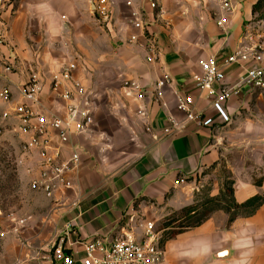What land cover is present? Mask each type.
Here are the masks:
<instances>
[{
	"label": "crops",
	"instance_id": "1",
	"mask_svg": "<svg viewBox=\"0 0 264 264\" xmlns=\"http://www.w3.org/2000/svg\"><path fill=\"white\" fill-rule=\"evenodd\" d=\"M116 1L115 22L108 28L97 21L91 0H16L0 19L5 34L0 91L11 94L9 100L0 99L4 113L23 102L21 89L37 73L41 92L35 108L62 114L64 101L51 81L70 62L78 66L77 81L91 92L94 123L72 140L82 147L80 170L71 176L73 189L53 203L51 217L63 219L57 236L65 238L76 258L85 254L84 241L116 237L132 214L141 237L140 223L157 225L201 194L218 196L220 168L234 181L235 203L264 196V89L241 88L225 102L231 118L226 122L213 107V97H200L194 79L202 73V60L233 54L251 30L259 35L264 68V26L253 21L258 0H233L229 13L212 0H158L168 12L163 18L148 0ZM133 10L151 23L161 52L157 63L148 60L142 37L128 43L139 32L132 25ZM223 14L225 28L217 23ZM164 71L173 82L159 98L157 83ZM224 72L217 87L235 85L244 67L231 64ZM125 80L139 86L142 99L138 90L124 87ZM65 88L71 85L64 83ZM179 94L192 95L199 112L213 123L188 120L178 109ZM169 116L183 128L168 132ZM19 139L22 144L20 134ZM70 154L67 147L63 158ZM18 162L30 184L35 173L27 170L34 161L21 146ZM234 214L231 219V213L215 210L201 225L163 239L160 264H264V203L242 206Z\"/></svg>",
	"mask_w": 264,
	"mask_h": 264
},
{
	"label": "built area",
	"instance_id": "2",
	"mask_svg": "<svg viewBox=\"0 0 264 264\" xmlns=\"http://www.w3.org/2000/svg\"><path fill=\"white\" fill-rule=\"evenodd\" d=\"M16 0H0V19L6 8L12 6ZM93 12L97 21L104 27H110L115 22L114 8L116 0H91ZM150 7L157 11L159 18L167 15V10L158 0H148ZM219 3L225 13L235 9L233 0H212ZM132 6V2H127ZM132 25L139 32L131 35L128 43H138L142 37L144 48L151 62L161 60V52L157 37L150 31L151 23L138 11H132ZM227 16L223 14L217 21L218 25L225 28ZM259 35L254 31H248L237 50L219 60L210 56L201 61L202 73L194 77L198 84L200 97H213V107L221 118L230 122V115L225 109V102L237 95L241 88L264 89V68L260 65L263 60V47L256 38ZM5 34L0 33V49L4 45ZM248 42V44L246 43ZM247 63L251 65L247 66ZM254 63V64H252ZM238 64L244 67V73L238 82L232 86H220L225 80L224 68ZM78 69L76 62L65 65L61 71L52 76V90L64 101L62 114L45 113L35 108L39 103L41 85L37 73H31L29 81L22 87L23 102L15 106L12 111L4 113L5 118H13L16 121L18 133L23 136L21 152L24 156L33 158V166L28 168L31 178V189L43 192L47 197L60 201L73 189L71 176L80 170L82 147L72 144L75 136L87 132L94 123L91 92L79 83L75 77ZM173 79L166 71L157 83L158 96L162 97L161 89L172 84ZM64 83H69L71 88L62 89ZM124 87L130 90H138L137 97L142 99L144 93L139 86L125 80ZM8 90L0 91V98L10 99ZM178 109L185 114L188 120L196 121L203 125H211L213 119L203 117L196 106L192 95L177 96ZM170 132L172 129H181L183 125L173 116L168 117ZM67 147H71L68 159L63 158ZM186 182L185 179L180 180ZM14 231L20 232L27 219L14 216ZM135 215L129 217L128 223L122 228L121 233L110 239L109 237H93L84 241L85 254L76 258L70 247L66 245L65 238L61 237L56 245L53 264H160L163 258L162 231L156 229L154 221L140 223L143 234L138 237L135 233ZM72 224L69 225V227ZM9 234L6 229L2 212L0 211V241Z\"/></svg>",
	"mask_w": 264,
	"mask_h": 264
},
{
	"label": "rangeland",
	"instance_id": "3",
	"mask_svg": "<svg viewBox=\"0 0 264 264\" xmlns=\"http://www.w3.org/2000/svg\"><path fill=\"white\" fill-rule=\"evenodd\" d=\"M253 21H259L264 26V4L254 14ZM3 113L0 105V211L9 231L8 236L0 241V264H53L54 251L60 239L57 235L63 228V219L59 222L51 219L53 203L59 201L31 189L24 179L18 162L21 140L16 121L5 118ZM219 176L222 184L221 193L217 196L219 202H208L210 196L207 193L201 194L193 203L200 206V212L195 219L210 216L219 207L232 206L231 189L234 181L229 178L226 168H220ZM12 215L27 219L18 233L14 231ZM191 222L193 221H184L185 224ZM156 229H163L162 222L156 225ZM167 231L162 230L163 239Z\"/></svg>",
	"mask_w": 264,
	"mask_h": 264
},
{
	"label": "trees",
	"instance_id": "4",
	"mask_svg": "<svg viewBox=\"0 0 264 264\" xmlns=\"http://www.w3.org/2000/svg\"><path fill=\"white\" fill-rule=\"evenodd\" d=\"M264 4V0H258L257 3L253 7V15L257 12H259ZM233 189H231V192ZM234 192V191H233ZM233 195V194H232ZM263 196L257 195L251 199H249L246 203L239 205L235 203L234 199L232 201V206L229 207H219L216 210H224L228 213H231L230 218H234L235 214L232 213V211H236L242 206H253L258 207L261 204L264 203ZM208 202H219V198L216 197H209ZM200 212V206L197 204H192L188 206L182 207L180 210L172 211L167 217H165L161 222L163 224V229L168 230L167 233H165V239L172 238L176 236L177 234L183 232L184 230L192 227H196L201 225L209 216L203 217L200 219H195L196 216ZM193 221L191 223L185 224L184 221Z\"/></svg>",
	"mask_w": 264,
	"mask_h": 264
}]
</instances>
